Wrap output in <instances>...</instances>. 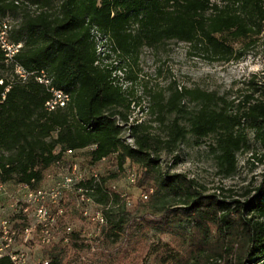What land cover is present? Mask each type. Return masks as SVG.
I'll list each match as a JSON object with an SVG mask.
<instances>
[{"label": "trees", "instance_id": "obj_1", "mask_svg": "<svg viewBox=\"0 0 264 264\" xmlns=\"http://www.w3.org/2000/svg\"><path fill=\"white\" fill-rule=\"evenodd\" d=\"M25 4L35 10L26 11ZM0 16L20 17L9 40L22 45L12 63L5 62L0 50V94L9 87L0 103V184L11 182L35 191L64 153L91 147L92 163L114 156L120 169L130 161L142 170L139 187L144 201L133 211L122 204L113 221L110 206L119 204V195L104 188V179L79 184L102 206L105 243L115 244L138 227L179 237L174 246L159 242L154 249L142 239L134 241L132 249L138 251L134 264L149 255L156 264L264 263V174L254 197L244 203H226L203 195L183 175L162 173L158 153L183 138L185 128L173 121L170 139L163 143L142 125L131 126L133 145L127 144L116 119L127 124L126 115L117 109L129 103L125 104L111 71L99 66L109 51L136 58L142 48L165 41L183 42L213 61L237 58L235 44L245 42L244 50L264 33V0H0ZM94 32L104 37L108 47L103 58L96 53ZM14 65L27 72H43L53 87L69 95L68 105L47 112L44 105L50 93L33 80L18 81ZM7 71L12 74L10 79L3 76ZM262 87L256 90L260 99L247 96L238 105L239 117L229 115L213 94L200 90L175 91L167 108L182 118L188 115V132L195 136L217 134L218 159L232 169L238 151L233 135L240 118L261 134L264 148ZM186 98L198 109L188 113L180 105ZM74 238L77 235H67L62 241L72 243ZM46 256L49 261L43 264H62L65 248L57 246ZM0 264L12 263L2 257Z\"/></svg>", "mask_w": 264, "mask_h": 264}, {"label": "rangeland", "instance_id": "obj_2", "mask_svg": "<svg viewBox=\"0 0 264 264\" xmlns=\"http://www.w3.org/2000/svg\"><path fill=\"white\" fill-rule=\"evenodd\" d=\"M25 10L33 12L34 6L26 5ZM11 31L20 23V17H8ZM9 32V36L11 35ZM96 53L109 50L104 37L93 33ZM245 42L234 45L237 58L229 61H213L201 52L189 49L183 42L165 41L154 48H142L135 56H122L108 52V57L99 61L101 68L107 67L116 84L120 86L128 106L117 110L127 117V124L117 117L122 126V140L133 145L129 128L142 125L143 129L163 143L169 140V129L176 120L185 128L184 137L165 146L158 153L162 173L183 175L193 180L203 195H213L226 203H244L256 195L264 174V148L261 134L249 128L245 119L240 118L233 137H237L238 151L234 153L231 169L221 163L218 135L198 137L189 131L188 115L183 118L169 111L167 103L175 91L200 90L211 93L218 99V105L226 108L229 115H237L238 105L245 97L260 99V88L264 85V33L255 38L251 45L241 50ZM238 49V50H237ZM11 72L3 73L10 79ZM257 88V89H256ZM264 88V87H262ZM258 90V91H256ZM254 103V102H252ZM188 113L197 110L196 103L187 98L180 102ZM92 148L64 153L61 163L50 167L38 190L46 193L43 202L27 203V191L20 184H2L0 194V229L3 221L8 222L9 234H0V256L12 255L15 264H43L49 261L47 251L55 247L65 248L62 264H134L138 251L133 243L142 239L153 249L159 242L174 246L179 237L151 228L129 230L115 244L105 243L102 227L91 218L100 213L102 206L95 203L92 192L85 193L81 201L77 186L66 191L64 197L57 190L64 177L73 176L68 167H74V177L83 182L105 180L104 188L119 195V204H111L110 220H117L121 205L133 211L144 201L143 188L139 187L141 169L137 164L126 161L120 169L114 156L92 163L88 152ZM59 148L55 152H59ZM70 172V173H69ZM75 179V180H76ZM53 196V197H52ZM58 197V198H57ZM54 198V199H53ZM43 206L44 214H37V207ZM27 207V211L23 209ZM83 213H86L84 216ZM101 214V213H100ZM148 219L150 217H144ZM182 232L181 229H177ZM77 235L71 242L62 241L67 235ZM12 238V239H10ZM73 244L77 247H73ZM138 264H156L152 256H146ZM255 264V263H253ZM264 264V263H263Z\"/></svg>", "mask_w": 264, "mask_h": 264}, {"label": "built area", "instance_id": "obj_3", "mask_svg": "<svg viewBox=\"0 0 264 264\" xmlns=\"http://www.w3.org/2000/svg\"><path fill=\"white\" fill-rule=\"evenodd\" d=\"M0 50L4 53V58H5L6 63H12L14 57L19 53V50H20V47H15L10 40H5V17H2V16H0ZM13 69H14L13 70L14 76L16 77L18 81L24 83V82H27L28 80H33L37 84L45 87V89L50 93V98L44 105V108L47 112H53L58 109H63L62 108L63 97H60L57 91L48 90V88L46 87V81L44 79L43 72H40V73L27 72L21 66H18V65H14ZM0 85H2V81H0ZM8 90H9V87H7L4 90V92L0 94V103H2L5 100V96ZM68 153H71V152H68ZM60 163L61 161L56 164L59 165ZM68 169L71 170L72 172L71 174H73V176L63 178V180L61 181L62 186L60 188H56L59 190H57L55 196L59 194V196L62 198L65 196L66 191L71 190L72 188L74 189L75 186H77L81 201L83 202L85 201V199L87 200V198L85 197V193H88L87 192L88 190L79 186L80 183H83V179L80 176L77 179L74 177V172H75L74 167L72 168L68 167ZM21 187L27 191V197L29 198L27 203L29 204L38 203L39 204L40 202L44 201L45 196H46V193L44 191L38 190V189L35 191H32L25 185H21ZM2 192H3V186L2 184H0V194H2ZM23 211L26 212L27 207H25ZM36 211H37L38 216H40L41 214L45 215V210L43 206L37 207ZM83 215L85 216L86 213H83ZM91 219L93 221H96L99 224L104 223V218L102 214L100 213H97L96 216ZM7 229H8V222L3 221L1 224L0 234L2 233L3 237H5L6 235V238H7V235H10L9 230ZM2 257H8L10 262L12 264H15V259L12 255L9 254L7 256H0V258Z\"/></svg>", "mask_w": 264, "mask_h": 264}, {"label": "bare ground", "instance_id": "obj_4", "mask_svg": "<svg viewBox=\"0 0 264 264\" xmlns=\"http://www.w3.org/2000/svg\"><path fill=\"white\" fill-rule=\"evenodd\" d=\"M11 24L10 22L8 21L7 18H5V40H9V32L11 31ZM13 45L15 47H22L21 44H15L13 43ZM20 51V50H19ZM44 79L46 81V87L48 88V90H54V91H57V93L59 94L60 97H63V100H62V108H65L68 103H69V95L67 93H65L64 91L60 90V89H57L55 87H53L51 85V80L49 78L46 77V75L44 74Z\"/></svg>", "mask_w": 264, "mask_h": 264}]
</instances>
